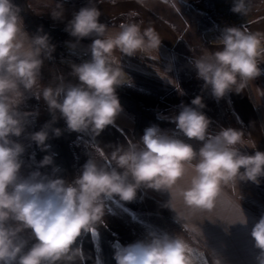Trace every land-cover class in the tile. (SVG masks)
<instances>
[{
  "label": "clouds",
  "instance_id": "clouds-1",
  "mask_svg": "<svg viewBox=\"0 0 264 264\" xmlns=\"http://www.w3.org/2000/svg\"><path fill=\"white\" fill-rule=\"evenodd\" d=\"M250 10V0H233L232 12L246 16ZM20 13L13 0H0V264H83L85 255L77 240L105 225V201L114 196L134 201L142 187L167 192L166 207L176 213L178 223L219 221L226 232L236 224L248 225L241 203L224 214L225 189L234 190L242 181L259 184L264 178V151L242 129L210 131L212 121L202 111L201 96L190 105L182 103L179 112L169 117L183 137L200 142L198 149L176 132L169 134L152 125L135 142L113 147L110 157L101 153L109 163L89 157L71 180L39 170L53 164L52 155H44L38 167L25 175L26 146L20 137L47 151L50 133L61 135L60 128L52 127L59 118L70 132L99 136L123 111L117 88L132 84L123 57L155 60L153 53H158L162 40L153 28H142V22L131 17L118 29L110 28L101 22L95 0H88L72 14L65 31L77 41L93 38L91 58L71 65L77 83L59 74L54 85L43 84L41 69L52 58L55 45L46 33L29 35ZM49 14L63 21V5L56 3ZM213 44L215 51L204 49L191 58V64L216 100L230 92H244L264 74L260 67L264 33L225 27ZM155 71L184 95L168 71ZM29 95L52 114V122L31 133L26 132L27 118L34 113L21 111ZM182 226L187 230L189 223ZM251 237L260 250L258 264H264V215L252 226ZM113 258L116 264H196L193 249L182 235L155 232L145 240L117 245ZM213 264H223V258L216 255Z\"/></svg>",
  "mask_w": 264,
  "mask_h": 264
},
{
  "label": "crops",
  "instance_id": "crops-1",
  "mask_svg": "<svg viewBox=\"0 0 264 264\" xmlns=\"http://www.w3.org/2000/svg\"><path fill=\"white\" fill-rule=\"evenodd\" d=\"M260 5L259 3L258 6L260 7ZM260 9L255 15L251 16L252 18L248 20L247 24L251 27V31L264 33V13L262 8ZM121 22L111 21L105 23L110 28L118 29ZM156 22H152L150 27L159 34L162 40L158 53H153L157 59H141L139 56L123 57L122 66L131 78L132 84L131 86L123 85L120 89L140 101L142 105L157 109L160 116L165 118L178 113L182 103L190 105L193 98L201 96L205 104L202 111L212 121L210 131H218L220 127L242 129L246 136L257 142V149L264 151V91L258 79L256 78L255 81L251 82L244 92L239 94L230 92L222 99L216 100L212 96L210 88H205L204 82L197 78L196 70L191 64V58L199 56L204 49L216 50L213 41L221 35V27L218 29V34H216L217 30L214 27L205 30L207 34L200 37L198 45L192 47L184 44L178 47L176 35H174L171 28H168L171 26L164 22V26L168 27L163 29L165 32L161 31L159 33L162 28L157 26L162 23L161 21ZM68 39L66 41H70L74 46L70 50L74 49L79 55H91L89 45L92 43L93 38H84L77 41L76 38L71 36ZM176 52L180 54L183 69L177 68ZM117 55L120 54L117 53ZM260 67L264 69V63ZM154 68L168 71V75L179 83L184 95H180L173 85L162 79ZM167 132L169 134L173 132L179 134L177 129ZM106 133L121 139L125 146H127L129 140L136 141L132 135L131 127L127 129L116 122L113 126H108ZM87 136L85 137L87 159L92 157L98 163H109V160L101 158V153L110 157L113 147L119 145V141L109 139L108 142H105L101 140L100 136L93 137L91 133ZM193 146L198 149L200 144H193ZM243 151L251 154L253 150L244 149ZM78 162L77 170L82 166ZM85 162L86 160H84ZM225 192L226 212L224 214L231 212L234 204L241 203L248 218L247 226L236 224L226 232L225 226L219 221L212 223L205 220L203 224H200L199 220L191 222L181 220L178 223L176 213L170 207H166L170 199L167 192H158L142 187L138 190L136 199L141 200L143 196L144 199L158 201L161 204V211L164 216L163 226H168L166 228L170 231L169 235H182L187 240L193 249L196 264H213L216 255L223 258V264H258L257 256L260 254V250L254 245L251 229L260 216L264 215V178H261L259 184L242 181L234 190L226 188ZM135 200L130 203L133 205ZM128 205L125 204V206ZM214 216L215 214H213V218ZM104 220L113 231L115 239L119 240L124 246L141 241L139 236L134 235L135 232L128 230L126 222L116 228L112 219H107L104 216ZM184 223H189L187 230L182 226ZM200 228L203 235L200 234ZM116 246L113 240L110 241L104 238L98 230H96L95 236L91 232L84 233L81 240V248L85 255L84 264H116L113 258Z\"/></svg>",
  "mask_w": 264,
  "mask_h": 264
},
{
  "label": "rangeland",
  "instance_id": "rangeland-1",
  "mask_svg": "<svg viewBox=\"0 0 264 264\" xmlns=\"http://www.w3.org/2000/svg\"><path fill=\"white\" fill-rule=\"evenodd\" d=\"M38 1L44 4V7H36V11L49 17L54 24L60 26H65L75 11H78L81 7L87 5L69 4L63 0ZM56 3L63 5V21H55L49 14V11L55 8ZM95 4L102 12V16L100 17L102 23H108L111 21L123 22L131 17L138 23L142 22V28H147L150 27L152 22L161 21L162 24L157 26L162 28L159 30V33H161V31L163 32V29L168 27L164 26V22L168 23L171 26L168 28H171L174 35H176L178 47L183 46L184 44L191 45L192 47L198 45L200 37H204L203 35L207 34L205 33V30L212 27L217 30L216 34H218L219 27L223 30L225 27L243 26L251 31V27L247 24L248 20L251 19V16L255 15L257 11L261 10L260 8L264 5L261 4L259 7V3H255L254 5V2L250 0L251 10L248 15L243 16L231 11L233 0H145L143 4L140 3L139 0H115V2H112V0H99L95 1ZM169 35H171V33H169ZM72 47L74 46L70 41L65 42V52L62 58L64 63L71 66L72 64H79L91 58V55H79L74 49L70 50ZM175 56L177 68L183 69V62L182 59H180L179 52H176ZM64 79L67 82H72L66 77H64ZM35 105L36 99L29 95L25 105L22 106L21 111L33 113ZM27 120L28 124L26 126V132L31 133L33 132V115L28 117ZM115 122L121 124L127 129L132 126L131 116L125 112L124 109ZM107 130L108 127L99 135L101 140L108 142L109 139H112L116 140V142L119 141V144H123L121 139H117L116 137H112L110 133H106ZM87 134L90 133H81L82 136L78 137L73 143L79 165H83L84 160H87L85 150V137H88ZM177 135L178 138L184 139L186 142L200 144V142L197 141H188L187 138L183 137L180 133H177ZM19 139L26 146V152L23 157L25 163L22 172L27 175L29 171L35 170L36 167V161L31 148L32 141L26 136H22ZM80 168L78 169V172ZM105 203L107 205L105 217L107 219H112L116 228H118L120 224L126 222L128 230L133 233L135 232L136 234L134 235L139 236L140 240H145L149 233L152 232H155L158 235L164 233L170 234V231L166 228L168 226H163L164 216L161 211V204L158 201H149L142 196L141 200L136 199L132 205L130 202L121 201L119 197L114 196L112 199L106 200ZM126 203L129 204L130 207L129 205L125 206ZM137 207L138 209H136ZM165 222L167 223L166 220Z\"/></svg>",
  "mask_w": 264,
  "mask_h": 264
},
{
  "label": "trees",
  "instance_id": "trees-1",
  "mask_svg": "<svg viewBox=\"0 0 264 264\" xmlns=\"http://www.w3.org/2000/svg\"><path fill=\"white\" fill-rule=\"evenodd\" d=\"M69 4L86 5L88 0H63ZM99 1V0H95ZM21 9V16L23 18L24 27L29 35L48 34L50 43L55 45V51L52 53L50 60H45L44 66L41 69V81L43 84H55L56 77L63 74L73 83L78 81L71 76V66L62 61L65 52L66 39L71 36L65 31V26L56 25L52 20L36 11L37 8L44 7V4L38 0H13ZM252 2L263 4L264 0H252ZM264 13V7H262ZM246 29L243 26H240ZM42 30V31H41ZM247 30V29H246ZM258 81L262 84L264 91V74L259 76ZM117 95L119 97L122 108L127 112L132 119L131 132L135 140H138L143 135L144 129L157 125L161 130L169 131L176 129V126L169 118L160 116L157 109L146 107L141 104L132 96L124 93L121 89L117 88ZM33 115V132L39 131L46 123L52 122V114L48 111L46 105L42 101L36 100L35 110ZM53 128H60L61 135L59 137L52 136L46 142L49 147L47 151H41L34 142L32 145V154L38 167L39 161L42 160L44 155L53 156V164L40 168L39 170L47 175L53 177H61L66 180H71L77 173V155L73 147L74 141L80 137L81 133L70 132L67 129L66 123L62 118L57 119L52 123ZM98 232L106 239L112 241L115 235L111 228L105 225L98 226ZM84 233L77 240V245L81 247V240ZM84 264V262H83Z\"/></svg>",
  "mask_w": 264,
  "mask_h": 264
},
{
  "label": "water",
  "instance_id": "water-1",
  "mask_svg": "<svg viewBox=\"0 0 264 264\" xmlns=\"http://www.w3.org/2000/svg\"><path fill=\"white\" fill-rule=\"evenodd\" d=\"M113 242L116 244V245H119V246H124L119 240L117 239H114Z\"/></svg>",
  "mask_w": 264,
  "mask_h": 264
},
{
  "label": "snow or ice",
  "instance_id": "snow-or-ice-1",
  "mask_svg": "<svg viewBox=\"0 0 264 264\" xmlns=\"http://www.w3.org/2000/svg\"><path fill=\"white\" fill-rule=\"evenodd\" d=\"M92 234H93V236H95L96 235V232L94 231V232H92Z\"/></svg>",
  "mask_w": 264,
  "mask_h": 264
}]
</instances>
